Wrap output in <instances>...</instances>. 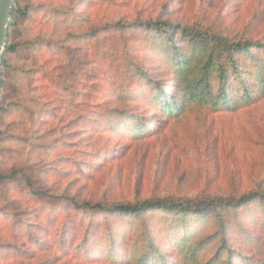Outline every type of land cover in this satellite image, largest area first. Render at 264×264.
Listing matches in <instances>:
<instances>
[{
	"label": "rangeland",
	"instance_id": "1",
	"mask_svg": "<svg viewBox=\"0 0 264 264\" xmlns=\"http://www.w3.org/2000/svg\"><path fill=\"white\" fill-rule=\"evenodd\" d=\"M14 8L0 65V264H141L132 255L150 244L159 256L142 264H189L176 247L183 239L205 240L197 264H219L212 216L182 230L156 213L74 205L264 193V96L243 102L234 79L235 107L167 119L155 102L159 88L172 92L169 70L142 47L137 27L165 21L264 44V0H17ZM222 217L224 264H264V207L255 201Z\"/></svg>",
	"mask_w": 264,
	"mask_h": 264
},
{
	"label": "trees",
	"instance_id": "2",
	"mask_svg": "<svg viewBox=\"0 0 264 264\" xmlns=\"http://www.w3.org/2000/svg\"><path fill=\"white\" fill-rule=\"evenodd\" d=\"M14 2L17 3V0ZM17 13L19 10L14 8L12 10L13 19ZM137 27L143 32L142 47L147 52L155 54H152L153 59L162 61L161 63H164L169 70L168 88L172 85V92L163 91L159 88L156 92L158 96L155 102L160 113L166 115L167 119L173 120L178 118L181 113L189 110L197 111L209 106L220 109L235 107L233 100L231 102L233 92L231 93L229 90L231 81L234 79H237L239 83L241 96L238 99L243 102L249 103L257 97L264 96V57L262 59L261 57L255 58L253 53L255 50H262L264 56V44L262 42L255 43L242 38L226 37L217 33L216 30L214 33L204 32L165 21L139 23ZM183 42L188 51L179 45ZM11 49L12 46H8L6 43L5 53L11 52ZM160 54L162 57H159ZM4 61L5 57L3 56L2 63ZM213 81L218 83L216 91H214ZM114 111L116 110H111V112ZM126 118L127 113L123 111L112 116V119L121 123L126 121ZM109 119L112 120L110 117ZM138 123L134 122L133 124L138 126ZM109 127L112 128L113 126ZM125 128L128 127L125 126ZM3 179L4 176H0V180ZM37 193L42 195L41 192ZM255 201L264 207V193H249L240 196L238 199L212 198L185 201L167 198L144 200L132 204L106 205L97 203L91 205L85 203L74 206L78 209L101 212L107 216L125 215L138 219L143 218L139 216L156 213L164 217L165 224L182 225V230L185 229L187 220H194L192 222H195L212 216L215 218L216 235L219 236L220 241L216 248V251L219 252L216 256V262L224 264L221 257L226 250L225 241L229 239V236L226 234L227 222L223 219L222 214L247 206ZM187 241L188 239L178 241L177 251L187 258L189 264H197L195 249L201 246L205 240H199L193 247ZM145 248L143 251L136 250L132 255L133 257L140 255L138 263L142 264L148 258L159 256L151 244ZM159 264L166 263L162 261Z\"/></svg>",
	"mask_w": 264,
	"mask_h": 264
},
{
	"label": "water",
	"instance_id": "3",
	"mask_svg": "<svg viewBox=\"0 0 264 264\" xmlns=\"http://www.w3.org/2000/svg\"><path fill=\"white\" fill-rule=\"evenodd\" d=\"M14 7V0H0V65L8 36V25L12 20V10Z\"/></svg>",
	"mask_w": 264,
	"mask_h": 264
}]
</instances>
